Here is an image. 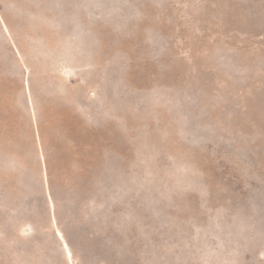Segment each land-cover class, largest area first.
<instances>
[{
	"label": "rangeland",
	"instance_id": "1",
	"mask_svg": "<svg viewBox=\"0 0 264 264\" xmlns=\"http://www.w3.org/2000/svg\"><path fill=\"white\" fill-rule=\"evenodd\" d=\"M65 242L264 264V0H0V264Z\"/></svg>",
	"mask_w": 264,
	"mask_h": 264
},
{
	"label": "bare ground",
	"instance_id": "2",
	"mask_svg": "<svg viewBox=\"0 0 264 264\" xmlns=\"http://www.w3.org/2000/svg\"><path fill=\"white\" fill-rule=\"evenodd\" d=\"M59 234H60V233H59ZM64 245H65L66 254H67L68 258L70 259V261L72 262V264H74L73 261H72L71 253H70V251H69V249H68V247H67L66 242L64 243Z\"/></svg>",
	"mask_w": 264,
	"mask_h": 264
}]
</instances>
